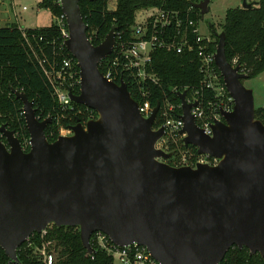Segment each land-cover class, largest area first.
Masks as SVG:
<instances>
[{
    "label": "water",
    "instance_id": "water-1",
    "mask_svg": "<svg viewBox=\"0 0 264 264\" xmlns=\"http://www.w3.org/2000/svg\"><path fill=\"white\" fill-rule=\"evenodd\" d=\"M79 0H59L69 37L65 47L77 60L79 93L74 103L97 117L70 126L71 135L50 142L51 118L36 116L33 101L11 87L21 100L30 149L7 125H0V247L17 260L18 247L50 224L77 226L82 245L94 252L93 232L102 231L117 245L146 246L159 264H218L232 246L264 256V123L255 118L254 96L242 80L248 74L225 55V33L218 38L214 60L234 99L224 121L206 136L187 102H181L183 143L198 154L219 159L216 165L174 166L173 153L155 148L164 129H153L160 103L148 118L124 80L99 68L115 44L113 25L95 45L87 36ZM210 0H201V15ZM245 0L242 7H250Z\"/></svg>",
    "mask_w": 264,
    "mask_h": 264
},
{
    "label": "trees",
    "instance_id": "trees-1",
    "mask_svg": "<svg viewBox=\"0 0 264 264\" xmlns=\"http://www.w3.org/2000/svg\"><path fill=\"white\" fill-rule=\"evenodd\" d=\"M250 7L237 6L226 10L221 31L225 33V55L229 62L238 56V62L244 64L248 78H253L264 71V0L249 2ZM187 0H165L164 7L183 11ZM78 5L87 24V36L97 45L104 39L110 28L116 27L115 34H121L124 40L131 38V26L135 22L136 12L151 6L160 5L159 1L149 0H116L114 9H108V0H79ZM40 8L49 9L52 15L62 13L59 0H40ZM200 19V16H199ZM46 36L47 40L57 41L58 32L51 25L42 28H28ZM211 42L216 50L218 38ZM64 52V51H63ZM62 53L57 57L60 59ZM108 58V57H107ZM106 59L100 64V70L106 74ZM200 61L191 53H175L165 48L154 51L151 68L159 77L160 84L151 89V104H163L164 96H168L173 103L179 99L172 91L173 88L186 89L200 81ZM45 64L40 65L29 53L26 43L21 37L16 24L0 26V125L6 124L22 143L29 139V132L21 113L23 104L11 92V87L22 89L33 101L36 115L41 119L51 118L45 129L47 139L52 142L58 136L60 126L69 127L79 121L85 123L96 118L94 110L84 105L72 103L71 107H61L52 94V87L45 74ZM119 82L120 78H113ZM131 96L138 102V97L132 89L128 79L124 76ZM244 80H242L243 82ZM79 93V87L73 90ZM177 113L181 109L177 108ZM177 113L175 115H177ZM255 118L264 123V105L255 108ZM2 141L5 138L0 137ZM183 147V145H181ZM193 153L194 146H184ZM30 146L24 148L29 151ZM53 242L55 260L53 264H114L112 256L99 247L95 241L94 232L90 236V243L94 252L88 253L80 238L79 227L60 226L51 224L46 234L33 233L17 249V260L9 259L0 247V264H44L38 258V248L43 241ZM218 264H264V256L259 253L250 254L246 247H230L224 258Z\"/></svg>",
    "mask_w": 264,
    "mask_h": 264
},
{
    "label": "built area",
    "instance_id": "built-area-1",
    "mask_svg": "<svg viewBox=\"0 0 264 264\" xmlns=\"http://www.w3.org/2000/svg\"><path fill=\"white\" fill-rule=\"evenodd\" d=\"M149 1H159L160 5L145 9L143 19L135 20L131 26L130 39L124 40L121 34H115L112 52L107 56L108 58L106 57L105 75L111 79L119 77L120 80H123L125 76L138 97L139 112L143 117L148 118L154 107L151 104V89L160 84L159 77L151 68L154 51L165 48L175 53L193 54L200 61L199 72L202 77L198 83L184 89L186 90L185 98L189 103H197L191 108V113L198 128L204 135L210 137L213 134L212 125L224 121L223 112L233 110L234 99L215 65V50L212 49V41L199 32L201 13L197 5L201 0H187L183 11L164 7L165 0ZM107 8L113 9L108 5ZM52 26L58 32L57 41L53 39L49 41L44 34L33 30L27 31L20 25H17V29L31 57L40 65L45 64V74L52 87L53 97L61 107L68 108L74 103L70 100L68 93L80 86L79 67L77 60L65 47V40L69 37L65 15L63 13L53 15ZM48 48L51 49V54L46 56L45 51ZM61 53L62 56L57 60ZM230 63L233 66L238 64L240 71L246 73L247 69L244 64L238 62V56H235ZM17 90L24 92L22 89ZM172 91L178 97V93L183 90L173 88ZM177 108L181 109L180 99L178 103H173L168 96H164L162 107L160 105L152 127L153 129H164L163 136L155 142V148L164 152H172L173 155L164 161L174 166L216 165L218 158L193 153L184 147L182 140L185 134H179L183 127V121L180 118L182 109L180 113H177L175 112ZM21 113L24 115L23 108ZM57 134L58 136L71 135L72 131L70 126H60ZM0 137H2L1 133ZM21 144L24 149L30 146V141L28 139ZM46 229L40 232L42 237L46 234ZM94 237L99 247L112 256L114 264L116 261L119 264H159L144 245L131 243L120 246L114 244L102 231L94 232ZM52 246L53 242L48 240L43 241L38 248V258L44 264L54 263L55 255Z\"/></svg>",
    "mask_w": 264,
    "mask_h": 264
},
{
    "label": "rangeland",
    "instance_id": "rangeland-1",
    "mask_svg": "<svg viewBox=\"0 0 264 264\" xmlns=\"http://www.w3.org/2000/svg\"><path fill=\"white\" fill-rule=\"evenodd\" d=\"M40 0H0V26H4L5 19L14 21L15 16L18 17L19 25L22 28H42L47 27L52 22V13L49 9L40 8L38 6ZM244 0H210L208 4L209 11L200 16L199 32L202 36L208 37L210 41H214L215 32H221L224 22L226 10L237 6H242ZM250 2L252 0H245ZM116 0H108V7L114 8ZM25 7V8H23ZM7 11V12H6ZM145 10L136 12V21H141L144 17ZM51 54V49L45 51V55ZM245 87L253 92L255 108L264 104V71L256 77L245 79L243 81ZM115 264H119L116 261Z\"/></svg>",
    "mask_w": 264,
    "mask_h": 264
},
{
    "label": "crops",
    "instance_id": "crops-1",
    "mask_svg": "<svg viewBox=\"0 0 264 264\" xmlns=\"http://www.w3.org/2000/svg\"><path fill=\"white\" fill-rule=\"evenodd\" d=\"M256 1H258V0H252V1H250V2H256ZM246 2H247V1H246ZM247 3H249V2H247ZM3 4H4V2H2V3L0 4V7H1ZM115 6H116V4H115ZM114 8H115V7H114ZM114 8H113V9H114ZM6 12H7V11H6ZM2 20H6V21H5V23H6L5 25H10V24H13V23L19 25L18 17H17V16H15L14 21H12V20H10V19H8V18H7V19L3 18ZM52 23H53V15H52V22H51V24H52ZM51 24H50V25H51ZM5 25H4V26H5ZM26 29H28V28H26ZM263 105H264V104H263ZM261 106H262V105H261Z\"/></svg>",
    "mask_w": 264,
    "mask_h": 264
}]
</instances>
